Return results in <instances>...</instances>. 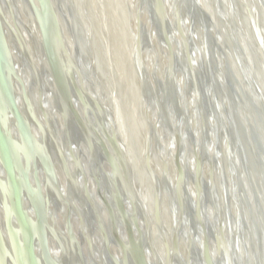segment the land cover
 <instances>
[{
	"label": "water",
	"instance_id": "water-1",
	"mask_svg": "<svg viewBox=\"0 0 264 264\" xmlns=\"http://www.w3.org/2000/svg\"><path fill=\"white\" fill-rule=\"evenodd\" d=\"M14 1L11 0L9 3L7 0H0V76L3 85L2 94L4 96V107L0 109V261L2 263L3 259L1 256L3 252L6 255L5 252L8 250L7 254L13 253L14 257H9L7 260V263L9 261L10 264H41L42 259L45 264H55L50 251V236L56 241L60 250H62V246L58 238L49 229V225L50 208L52 205L56 207L57 202L61 205L63 203V192L59 185L58 174L55 168V164H58L57 160H59V165L65 174L68 185L73 189L75 194L83 196V199L77 197L76 202L90 219L88 221L80 216L78 217L79 222L89 229L86 231L83 228L80 236L77 237L73 231L74 218L72 213L68 212L65 215L71 249L78 264H88V259H86L83 252L85 244H87L90 251L92 250L93 257L94 242L90 229L97 230L101 235L103 245L100 256L103 258L105 264H145L146 253H151L152 256L154 255V251L149 240L147 241L145 238H142L141 243L135 240L136 232L141 233L138 228V219H143L142 213L135 208L133 220H128L125 212L126 197H122L123 195H117L111 191V186L113 185L111 180L106 185L101 181L102 174H105L102 166L103 162H107L111 166L116 179L119 176V169L109 159V154L105 148L96 142L88 126H86L76 111V104L79 102L85 106V109L92 110L98 123L102 122L94 107L83 95L77 93L73 84L64 73L62 65L63 55L61 56L55 45L54 39L56 34L55 26L52 22L50 3L48 0H21L25 16H32L40 31L42 43L39 48L37 47V55L38 58L44 61L48 71L44 68L39 71L35 61L29 54L18 23L14 20L15 23L12 28L5 20L4 14L6 9L10 13L12 11L11 15L15 18L13 15ZM59 1L63 2L64 0ZM137 1L139 23L142 16L150 27V32L154 35L151 37L149 34V39L147 38V41H144L139 34L136 47L138 61L144 48H148L153 55H156L153 40L155 43H158L161 52L169 58V62L166 60L169 66L166 84L169 85V89H172L173 92L171 89L170 91L174 95H172V101L168 102L169 107H175L176 113H179L180 109H182L176 85L177 79L180 78L185 87L182 101L193 99L196 104L194 106L195 122L199 130V136H196V138L192 133H188L190 142L193 145L192 149L196 155L194 172L192 174L183 172V161L185 158H183V153L179 152L175 158L177 183L174 188L175 192L172 188L168 190L170 197L169 212L174 219V226L171 233V252L167 249L165 264H176L177 262L178 264H184L179 254L182 248L181 240L184 239L191 250L195 246V243L198 242L197 238L201 235L203 240L202 246L205 251V264H240L239 257L242 244L246 253L244 255L245 260L249 261L247 264H259L255 257L251 228L247 218L244 196H242L243 189L239 184V177L236 173L238 165L234 163L232 153L234 151L236 157L239 159L245 171L244 174L248 173L246 155L240 138L241 135L239 136L238 134V127L239 131H242V129L240 126H237L238 120L236 117L239 112H242L243 117L246 119V113L254 114L257 117L253 118L254 120L250 122V125L252 124L251 127H253L252 134L255 135V132L264 133L263 106L256 101L255 94L249 92L250 83L247 80L248 76L252 80H263L264 74H259L261 70H259L257 63L252 58L253 56H251L254 61L251 58L249 59L251 67L254 68L244 73L243 83L245 85L239 82L241 79L237 76L235 69L239 57L236 56L237 61L232 67L231 65L228 67L226 63L223 64L221 48L217 42L216 35L210 32L208 18L200 10L195 0L173 1L174 23L166 15L165 0ZM215 5L217 4L215 3ZM218 7L221 9V14L223 13L226 20L231 13L229 3L219 2ZM247 24L250 26L249 21ZM259 24L260 22L257 20L252 25V28H254L255 40L261 46L263 52L261 60L264 64V40ZM74 28L73 24L72 29ZM8 34L15 39L17 45L21 48L23 56H25L22 64L23 69L34 78L33 85L29 90H25L21 84L23 88L22 97L26 105L25 114L21 113L19 109L18 99L14 91L17 66L9 49ZM235 39L232 37L231 42L234 46H237L238 42ZM247 41L250 44L249 39ZM254 64L256 65L254 66ZM141 67L142 65L138 63L139 78L146 85V78L142 79ZM253 70L256 71V75ZM45 79H50L56 88L54 98L60 117L64 122L63 132L65 140L77 169H82L80 161L83 154L82 147L86 148L89 152L91 175L98 187V198L108 215V225L105 223L103 214L100 213L98 206L88 192V181L83 170L79 178L77 176L74 178L73 174H70L68 171L66 156L58 150L59 145L56 148L54 146L50 150L46 148V144L50 142L52 133L50 131L47 133L45 128L41 126L35 111L37 107L41 110L46 125L49 126V119L43 104L45 97H47V92L43 86ZM219 79L223 81L224 100H218L215 91ZM73 83L75 82L73 81ZM147 87L143 88L145 91L143 100L145 102L150 101L152 92L151 89L147 90ZM188 88L191 90H188ZM34 90L38 93L36 107L31 102V94L33 96ZM245 90L247 94H245ZM221 101L223 102V106ZM154 104L153 109L156 106ZM244 123L248 125L245 121ZM9 124L18 126L27 144L30 152L28 160L38 186L40 187L39 178L42 173L48 178L50 183L48 188L51 194L49 193L46 199L42 198V196H35L31 191L30 181L32 177L30 173L24 172L21 163L18 162V158L15 156L14 146L10 141L7 131ZM30 125L39 130L43 136L44 160L34 153ZM173 136L176 137L178 146H181L180 133L176 131L173 133ZM220 139L224 141L223 154L225 162H223L217 149ZM54 141L57 143L55 139ZM212 143L216 146L214 149L216 155L210 150L213 146ZM197 144L200 145L199 150ZM257 158L260 161L258 155ZM10 161L11 164L9 163ZM206 172L208 173L207 181L204 177ZM1 173L5 174L8 185L2 182ZM105 177L106 179L109 178L107 174H105ZM168 177L169 172L167 179ZM226 178H228L230 183L228 189L225 188ZM247 180L244 190L247 193V198L254 202V199L258 197V191L255 188L254 182L252 185L254 187L253 191L249 178ZM152 181L154 182L155 189L158 190V183L155 179ZM218 183L220 187H218ZM13 186L19 188L18 202L15 199ZM193 187H195L196 195L192 194ZM80 188L83 189V194L79 191ZM263 190L261 189V192ZM221 195L224 201L227 202L226 207L223 205ZM262 197V201L257 199L258 203L256 205L254 202V209L250 208L258 221L257 228L259 230H263L264 228V196L262 195ZM193 199H195L196 203L193 202ZM28 208H31L33 212V216L37 221V227H34L31 223L27 212ZM1 211L4 214L3 220L1 218ZM117 213L122 219V224L118 222ZM209 215L215 217L214 225L207 222ZM157 217H160V213L158 212ZM185 224L188 226V232H186L187 235L184 237L183 228ZM121 226L128 236V243H130L128 248L121 239ZM5 234L8 237V241ZM136 243L138 244L137 249L132 250V247H135ZM4 244L9 249L5 248ZM114 245L121 252L119 260L112 254L111 250ZM212 250L215 252L214 256L211 255Z\"/></svg>",
	"mask_w": 264,
	"mask_h": 264
},
{
	"label": "bare ground",
	"instance_id": "bare-ground-1",
	"mask_svg": "<svg viewBox=\"0 0 264 264\" xmlns=\"http://www.w3.org/2000/svg\"><path fill=\"white\" fill-rule=\"evenodd\" d=\"M7 1H9V3L11 2V0ZM48 1L52 8V22L55 26V45L59 53H61V56L63 55L62 65L64 73L68 76L67 79L71 81L77 93L83 95V97L94 107L102 122L98 123L95 115L90 119L89 117L92 110L85 109V106L79 102L76 104V111L82 121L88 126L89 131L96 142L105 148L109 154V159L116 164L119 169V176L116 179L111 166L107 162H103L102 166L104 173L107 174L109 178L106 179L105 174H102L101 181L106 185V183L108 184V181L111 180L113 185L111 186L112 190H110L117 195H123L122 197H126L125 212L128 220H133L131 206L133 212L136 208L142 213L143 219H138V228L141 232L139 237L140 239L145 238L147 241L149 240L154 251V255L152 256L151 253L148 252L145 255L148 264H165L167 252L168 250H171V233L174 226V219L169 212L170 197L168 190H171L172 188L174 191L177 183L175 158L179 152L183 153V158H185L182 170L184 173L192 174L196 166V155L192 149L193 145L188 137V133H192L195 138L196 136H199L198 126L195 122L194 106H196V104L193 99L182 101L185 87L181 79L178 78L176 85L182 109H180L179 113H176L173 104L172 106L174 108L169 107L168 102H171L173 99V91L170 88L171 92L169 85L166 84L167 70L169 68L167 61L169 62V58L161 52L158 43H155L154 40L153 45L156 55H153L148 48H144L142 49L141 58H139L138 61L136 47L137 41L139 40V34L144 41H147L149 34L151 37L154 35L150 32V27L142 16L140 18L141 22L139 23L137 0ZM173 1L174 0H165L166 15L172 23H174ZM219 2L225 4L229 3L231 13L228 18L226 17V20L223 13L221 14V9L218 7ZM195 3L204 13L206 18H208L210 32L212 34L215 33L216 35L217 42L221 48V59L223 64L226 63L228 67L230 65L232 67L237 61V57H239V61L236 62L235 65L237 71L236 74L241 79L239 82L243 83L244 73H246L247 70L254 68L251 67L249 59L251 56H253L252 58L255 60V63H257L259 70H261L259 74H264V64L261 60V58H263V52L260 44H257L259 42H256L255 40L256 36H254V28H252L254 22L259 20V26L264 40V0H195ZM215 3L217 5H215ZM37 8L39 10L38 6ZM13 11L15 18L11 15L12 11L10 13V11L6 9L4 14L5 20L12 28L15 23L14 20L18 23L27 44L29 54L35 61L38 70L40 71L44 68L48 71L44 61L38 58L37 55V47L39 48L42 42L40 31L34 18L30 15L27 17L25 16L23 2L21 0L14 1ZM247 20L250 22V26L247 24ZM73 24L75 26L74 29H72ZM7 36V39L9 40V49L17 66L14 91L18 99L19 109L25 114L26 105L22 97L23 88L21 84L25 90H29L33 85L32 82L34 78L23 69L22 64L25 60V56H23L21 48L17 45L15 39L11 35L8 34ZM232 37H234V39L236 38L235 41H237L239 45L237 43V46L232 44ZM200 38L199 40H201ZM247 39H249L250 44ZM61 48H63L65 54L62 53ZM138 63L142 65L140 70L142 71V79L146 78V85L144 81L139 78V70L137 68ZM255 65L256 64H254V66ZM254 73L255 75L257 74L256 71H254ZM247 78L250 83L249 92L255 94L256 101L263 106L264 111V76L263 80L260 79L259 81L258 79H255L256 81L254 79L252 80L250 76ZM73 81L75 83H73ZM43 86L47 92V97H45L43 104L49 119V126L46 125L41 110L37 107L35 111L41 126L45 128L47 133L49 131L52 133L50 142L46 144V148L50 150L53 149L54 146L56 148V146L59 145L58 150L66 156L68 171H71L70 174H73L74 178L76 176L79 178L81 176V171L83 170L88 181V192L94 199L100 213L103 214L105 223L107 224L108 215L98 198V187L91 175L89 152L86 148L82 147L83 154L82 159H80L82 169H77V166L71 157L69 146L65 140L63 132L64 122L60 117L54 98L56 88L50 79H45ZM146 87L147 90H152L149 102L143 100V94L145 93L143 88ZM223 88V81L222 79H219V82L217 81V87H215L218 100L224 98ZM188 90L191 89L188 88ZM245 94H247L246 90ZM37 99L38 93L34 90L33 96L31 94V102L35 107ZM153 103L156 104L155 109H153ZM221 103L223 106L222 101ZM3 107L4 98L1 97L0 109ZM246 117L247 119L243 117L242 112H239L236 118L240 123L239 124L237 121V126H240L242 129V131H239L238 127V134L239 136L241 135L240 138L246 155V162L248 165L247 171L249 175L247 172L244 174L245 171L234 151L232 156L234 158V163H237L238 165L236 173L239 177V184L243 189L242 196H244L247 218L251 228L255 257L259 264H264V228L263 230L257 228L258 221L253 214L254 212L252 213L250 210L251 207L254 209L253 206L258 203L257 199L262 201V195L264 196V190L261 192V189H264V133L261 134L255 132V135H253V127H251L252 124L250 125V122H252V120H254L253 118L257 116L246 113ZM243 120L248 125H245ZM43 122H45V124H43ZM30 127L31 131L38 132V130L32 125H30ZM7 131L17 144L16 153L18 154L20 163L22 159L25 160V163H21L22 168L24 169L25 166V172L34 176V172L32 171L31 164L28 160L30 152L29 149L26 150L25 148V142L18 126L15 124H9ZM176 131L180 133L181 146H178L176 137L173 136V133ZM30 135L34 144V153L44 160L45 149L41 132L40 134H33L31 132ZM54 139L57 143H55ZM59 141L63 142L65 150L62 149ZM223 142V139H220L217 149L223 162H225ZM197 145L199 150L200 145ZM215 147L214 144L212 149H210L214 155H216L214 151ZM117 150H121L123 154L129 178L132 181V188L128 187L123 176V168L119 167L115 161V151ZM257 155L259 156L260 161L258 160ZM57 162L58 164H55V168L58 174L59 185L66 193L62 191L63 206L57 202L58 204L56 203V207L52 205L50 208L49 229H51L54 235L58 238L61 245L63 244V249L60 254L59 250L57 251V249L50 246V251L55 253L53 254L51 252V256L52 260H57L60 264H78L76 258L72 254L73 251L71 249L69 234L66 229L67 224L65 215L68 212L72 213L74 218L73 231L77 237L80 236L83 228H85L86 231L89 229L87 226L84 227L79 222L78 217L80 216L88 221H90V219L87 214L83 212L82 207L76 202L77 197L83 199V196L75 194L73 189L70 188L68 181L65 178V174L59 165V160H57ZM168 172L169 177L167 179ZM207 175L208 173L206 172L204 175L206 181L208 179ZM1 177L4 180L5 185H8L5 174L1 175ZM152 178L158 183V190L155 189ZM248 178L252 190L254 191V187L252 186L254 182L255 188H257L258 191V197L257 199H254L255 205L253 201L247 198V193L244 190ZM225 181V188L228 189L230 184L228 178H226ZM49 184L47 176L42 173L39 178V185L43 188L44 192H42L40 188L38 190L37 183L35 184L37 185L35 191L37 192L38 190L39 195L46 199L50 193L48 188ZM218 187H220L219 183ZM30 188L33 192L31 182ZM79 191L83 194L82 188H80ZM195 193V187H193L192 194ZM221 198L224 207H226L227 202L224 201L223 196ZM108 199L111 201L110 198ZM193 202L196 203L195 199H193ZM27 212L28 215L31 216V208H28ZM157 212L160 213L159 218L157 217ZM3 215L4 214L1 211L2 220L4 219ZM117 219L118 222L122 224L120 215H118ZM207 220L209 224L214 225L215 217L213 215H209ZM60 222L63 223V225ZM64 228L66 229V233L63 231ZM187 228L188 226L185 224L183 228L184 237L187 235ZM2 230L4 231L3 228ZM90 230L94 242V248L92 257V250L90 251L88 249L87 244L84 245L85 250H83V252L86 259H88L87 263L105 264L103 258L100 256L103 245L101 235L97 230ZM120 233L121 239L125 244L127 241V234L122 226L120 227ZM64 235L67 236L69 241L68 244L63 242ZM201 236L197 238L198 240L196 239L198 242L195 243V246L192 247L191 250L188 248L184 239L181 240L182 248L179 254L184 264H205V251L202 246L203 240ZM5 237L7 240L8 237L6 234ZM50 239L56 243L51 236ZM4 246L9 249L7 245L4 244ZM111 251L118 260L121 258V252L115 245L112 246ZM241 251L239 263L247 264L249 261L245 260L244 255H246V253L243 244L241 245ZM211 252V255L214 256V250ZM5 253L6 255L3 252L1 256L3 260L2 263L0 261V264H10L9 261L7 263V260L9 257L14 258L13 253L7 254L8 250H6ZM41 264H45L43 259L41 260ZM176 264H178V262Z\"/></svg>",
	"mask_w": 264,
	"mask_h": 264
},
{
	"label": "rangeland",
	"instance_id": "rangeland-1",
	"mask_svg": "<svg viewBox=\"0 0 264 264\" xmlns=\"http://www.w3.org/2000/svg\"><path fill=\"white\" fill-rule=\"evenodd\" d=\"M61 51H62V53L63 54H65L64 53V51H63V48H61ZM66 75V74H65ZM68 77V76H67ZM2 90H3V85H2V82H1V76H0V103H1V97H3L4 98V96H3V94H2ZM21 111V110H20ZM22 112V111H21ZM23 113V112H22ZM94 117V114L93 113H91V115H90V119L91 118H93ZM93 120V119H92ZM43 124H45V122H43ZM33 134H40V131L38 130V132H33V131H31ZM9 134V133H8ZM9 138H10V141H11V143L13 144V146H14V152H15V156L18 158V162L20 163V160H19V157H18V154L16 153V147H17V144H16V142H15V140L13 139V138H11V136L9 135ZM57 138H59V137H57ZM25 142V141H24ZM60 142V144H61V146H62V149H64L65 150V148H64V144H63V142H61V141H59ZM47 143V142H46ZM33 146H34V144H33ZM25 148H26V150H28V147H27V144H26V142H25ZM39 148H41V147H39ZM123 149V148H122ZM115 161L117 162V164H118V166L119 167H122L123 168V176H124V178H125V180H126V182H127V184H128V187H130V188H132V185H131V180H130V178H129V173H128V170H127V166H126V163H125V160H124V158H123V154H122V152H121V150H117V151H115ZM10 164H11V161L9 162ZM21 163L23 164V163H25V160L24 159H22L21 160ZM26 165V164H25ZM129 167V166H128ZM24 172H25V166H24ZM129 170H130V168H129ZM71 172V171H70ZM1 175H4V173H1ZM30 177V176H29ZM32 177V179H31V184H32V189H33V193L35 194V196H40L39 195V192H38V190H39V188H40V190H42V192H44V190H43V188L40 186H38L37 188H38V190H37V192L35 191L36 190V186L37 185H35L36 183H35V178H34V176L32 175L31 176ZM131 177V176H130ZM1 180H2V182L4 183V180H3V178L1 177ZM5 184V183H4ZM14 187V194H15V199H16V201L18 202V198H19V195H18V189L19 188H17V187H15V186H13ZM62 191H64L65 192V190H63L62 189ZM66 193V192H65ZM127 205H129V204H127ZM133 211H132V206H131V215H132V217H133ZM29 218H30V220H31V223L33 224V226L34 227H37V221H36V219H35V217L33 216V212H31V216H29ZM61 223V222H60ZM62 225H63V223H61ZM17 229V228H16ZM63 231H64V233H66V229L64 228L63 229ZM65 237L63 238V242L64 243H66V244H68L69 243V241H68V239H67V236L66 235H64ZM135 240L138 242V243H141V239H140V237H139V233L138 232H136V234H135ZM7 241H8V239H7ZM50 246H52L53 248H55V249H57V251L59 250V252H60V254H61V250H60V248H59V246H58V244L57 243H55V242H53L51 239H50V244H49ZM125 245L127 246V248H128V245H130V243H128V236H127V241H126V243H125ZM62 246V249H63V244L61 245ZM137 246H138V244L136 243V245H135V247H132V250H136L137 249ZM64 251V250H63ZM52 252V251H51ZM53 253V252H52ZM53 254H55V253H53ZM72 254H73V252H72ZM73 256H74V254H73ZM146 258V257H145ZM77 260V259H76ZM55 264H60L57 260H54L53 261ZM77 263V262H76ZM145 264H148V262H147V259H146V263Z\"/></svg>",
	"mask_w": 264,
	"mask_h": 264
},
{
	"label": "flooded vegetation",
	"instance_id": "flooded-vegetation-1",
	"mask_svg": "<svg viewBox=\"0 0 264 264\" xmlns=\"http://www.w3.org/2000/svg\"><path fill=\"white\" fill-rule=\"evenodd\" d=\"M65 252V251H64Z\"/></svg>",
	"mask_w": 264,
	"mask_h": 264
}]
</instances>
